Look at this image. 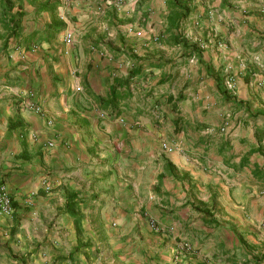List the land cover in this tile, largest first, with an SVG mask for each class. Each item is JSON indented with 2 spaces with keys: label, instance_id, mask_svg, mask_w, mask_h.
<instances>
[{
  "label": "crops",
  "instance_id": "1",
  "mask_svg": "<svg viewBox=\"0 0 264 264\" xmlns=\"http://www.w3.org/2000/svg\"><path fill=\"white\" fill-rule=\"evenodd\" d=\"M46 1L60 6L38 13ZM263 6L191 0L178 30L201 63L233 78L249 109L235 111L170 44L165 0H124L120 11L22 0L16 30L0 5V186L14 207L0 215V264H264V115L250 119L264 114V87L250 83L264 78ZM54 24L65 30L46 37ZM114 89L118 108H103Z\"/></svg>",
  "mask_w": 264,
  "mask_h": 264
},
{
  "label": "trees",
  "instance_id": "2",
  "mask_svg": "<svg viewBox=\"0 0 264 264\" xmlns=\"http://www.w3.org/2000/svg\"><path fill=\"white\" fill-rule=\"evenodd\" d=\"M167 15L165 17V23L167 26V31L169 32V36L167 37L172 45H178L188 51V56H194L198 62L201 63V50L195 44H190L186 40H184L181 35L179 34L180 25L184 22L191 14V0H165ZM2 8V17L3 20L6 21L13 30H16L20 20L23 16L22 12V0H1L0 2ZM60 6L59 2H49L46 1L41 7L37 9V12H44V11H55ZM17 10L12 15H7V13H11L14 8ZM7 19V20H5ZM65 30V26L63 24H54L47 28L46 37H48L50 33L58 34ZM204 70L206 74L213 78L215 81V88L217 91L218 96L225 104H230L231 106H235V111L238 109V106H244L245 110L247 108V103L238 100L234 95L230 93V91L226 90L224 86V81L220 73L213 71L208 65H204ZM139 70L137 69L132 73L133 76L137 75ZM116 98H119L118 95L115 94V89L111 92V95L107 99H100L99 102L101 103L102 107L107 108H118V104L116 102ZM183 97L180 96L178 100H182ZM249 110V109H248ZM119 114V112H117ZM259 115H264L261 112H256L251 115V120L256 119ZM264 137V129L263 130H256L255 134ZM262 154L264 155L263 149L261 150Z\"/></svg>",
  "mask_w": 264,
  "mask_h": 264
},
{
  "label": "built area",
  "instance_id": "3",
  "mask_svg": "<svg viewBox=\"0 0 264 264\" xmlns=\"http://www.w3.org/2000/svg\"><path fill=\"white\" fill-rule=\"evenodd\" d=\"M123 1L124 0H101V4L104 7H110L111 6V7L115 8L117 11H120L121 7L123 5ZM205 1H208V0H205ZM70 2H71V0H65V4H69ZM260 12L264 18V6L260 9ZM243 13H245V12H243ZM133 28H135V27L133 26L132 28H129L127 30V32L128 33H131V32L135 33L136 32L135 35L139 36L140 35V33L138 32L139 30L137 31ZM157 39L158 38L156 37L155 40H157ZM72 40H73L72 33L67 32L65 37H64L63 42L65 44H70L72 42ZM32 52L33 53L37 52V47H33ZM250 83H251V85H254L255 88L264 87V78H262L261 80L258 81L256 79V76L253 75ZM224 86H225L226 90H228L230 92L234 91L233 78L230 76L227 77L224 80ZM33 96L34 95L29 94L30 98H33ZM29 108L31 110H33L39 116L45 118V114H44L41 106H39L37 103L31 102L29 104ZM100 117L104 118L105 115L103 113H101ZM221 118H222V124L220 126L219 131H220V133H225L227 131L228 126H229L230 115L226 112H223V113H221ZM117 120L121 124L124 122V120L122 118H118ZM45 124L48 127H51L53 125V122L49 119H45ZM47 146L51 147L52 143H48ZM162 149L165 152L171 153V152L179 149V144H175L173 146H170V145H167L166 143H164V144H162ZM42 185H43V188L46 192L50 191V187L46 184L45 180H43ZM13 214H14L13 201H12L8 191L5 189V187L0 186V215H2L4 217H11ZM148 221H149L150 228L156 229V223L151 219H148ZM182 251H185L187 253L191 252V246L188 243H184V244L180 245L179 252H182Z\"/></svg>",
  "mask_w": 264,
  "mask_h": 264
}]
</instances>
